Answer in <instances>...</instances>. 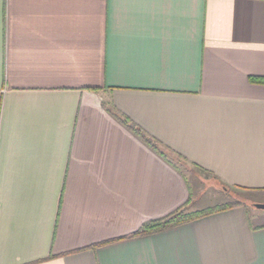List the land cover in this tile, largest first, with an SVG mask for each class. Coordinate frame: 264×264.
I'll return each instance as SVG.
<instances>
[{
	"label": "crops",
	"instance_id": "1",
	"mask_svg": "<svg viewBox=\"0 0 264 264\" xmlns=\"http://www.w3.org/2000/svg\"><path fill=\"white\" fill-rule=\"evenodd\" d=\"M261 78L264 0H0V264H264Z\"/></svg>",
	"mask_w": 264,
	"mask_h": 264
},
{
	"label": "trees",
	"instance_id": "2",
	"mask_svg": "<svg viewBox=\"0 0 264 264\" xmlns=\"http://www.w3.org/2000/svg\"><path fill=\"white\" fill-rule=\"evenodd\" d=\"M258 80L261 82H264V78H261ZM119 119L123 123H125L132 131H134L138 136H140L144 141H146L151 147L158 150L163 156H166L168 158L169 153H167V151L171 152V150L163 146L162 142H160L159 140L155 138L148 136V134L141 127L127 120L125 117L119 116ZM165 150H167L166 153H165ZM171 153L174 154V152H171ZM175 156L184 161L186 160V158L180 154H176ZM233 194L236 196L237 201L218 205V206L209 207V208L203 209L201 211H196V212L187 211L188 206H189V202H188L187 204L183 205L182 207L178 208L177 210L171 212L170 214L162 218L151 220V221L144 223L137 231H135L133 234L128 235L126 238L150 235V234L162 231L170 227L181 225L183 223L192 221L198 217L205 216L207 214H210L216 211L228 209L235 205L243 204V201L246 200V198L244 197L245 195L241 191H234Z\"/></svg>",
	"mask_w": 264,
	"mask_h": 264
},
{
	"label": "rangeland",
	"instance_id": "3",
	"mask_svg": "<svg viewBox=\"0 0 264 264\" xmlns=\"http://www.w3.org/2000/svg\"><path fill=\"white\" fill-rule=\"evenodd\" d=\"M256 199L253 200L254 202L253 201L251 202V200H248L249 209L254 211V212H263L264 211L263 209H259V208L255 207L253 204L254 203H264V202H261V201L256 200ZM219 201H223L222 204H226V203L234 202L237 200H236V196L234 194L231 195L228 192H222V191L220 192L219 191ZM222 204H219V205H222ZM211 207H213V206H211ZM207 208H209V207H207Z\"/></svg>",
	"mask_w": 264,
	"mask_h": 264
},
{
	"label": "water",
	"instance_id": "4",
	"mask_svg": "<svg viewBox=\"0 0 264 264\" xmlns=\"http://www.w3.org/2000/svg\"><path fill=\"white\" fill-rule=\"evenodd\" d=\"M253 205L255 207L259 208V209H263L264 210V203H254Z\"/></svg>",
	"mask_w": 264,
	"mask_h": 264
}]
</instances>
